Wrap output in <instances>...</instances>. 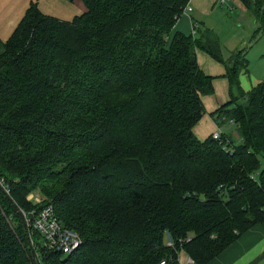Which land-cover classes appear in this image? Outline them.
Instances as JSON below:
<instances>
[{
	"label": "trees",
	"instance_id": "1",
	"mask_svg": "<svg viewBox=\"0 0 264 264\" xmlns=\"http://www.w3.org/2000/svg\"><path fill=\"white\" fill-rule=\"evenodd\" d=\"M81 1L70 22L32 3L3 44L0 264H207L264 223V81L245 93L244 50L223 62L210 30H174L191 0ZM240 1L256 38L264 2ZM198 50L226 66L231 101L212 116L239 145L193 135L214 93ZM47 206L81 239L68 255L14 210Z\"/></svg>",
	"mask_w": 264,
	"mask_h": 264
},
{
	"label": "crops",
	"instance_id": "2",
	"mask_svg": "<svg viewBox=\"0 0 264 264\" xmlns=\"http://www.w3.org/2000/svg\"><path fill=\"white\" fill-rule=\"evenodd\" d=\"M32 3L36 4L38 10L43 15L53 17L59 21L70 22L76 16H80L86 12V8L81 0H0V56L3 53V44L8 41L16 30ZM190 22L192 30L194 28L195 32H197L196 21L193 19ZM196 58L203 73L212 78L214 92L210 96L202 97L205 113L192 129L194 137H197L200 141H205L211 137V133L213 132L218 131L221 135L225 124H230L234 127L235 125L231 122L219 125L214 121L212 116L221 106H225V104L231 101L229 82L225 76V64L216 62L209 55L207 56L199 50L196 52ZM246 72L248 73V70ZM243 73L245 72H241L238 76L241 89L247 88L245 78L241 75ZM222 135L224 134L222 133ZM225 136L234 139L232 136ZM186 259L187 255L182 256L180 261L184 260L185 263ZM207 264H264V223L258 224L243 233L235 242L230 244L229 247L220 252L215 259Z\"/></svg>",
	"mask_w": 264,
	"mask_h": 264
},
{
	"label": "rangeland",
	"instance_id": "3",
	"mask_svg": "<svg viewBox=\"0 0 264 264\" xmlns=\"http://www.w3.org/2000/svg\"><path fill=\"white\" fill-rule=\"evenodd\" d=\"M261 2H264V0ZM189 9L192 10L191 14L185 11L179 17L174 27V29L176 28V32L179 31L191 36L192 26L190 25V21L194 19L197 23V36H195V38H199V32L205 30H210L214 33L220 44L223 62H227L230 55L237 52L239 49L244 50L246 60L249 62L248 73L245 72L241 74L245 78V83L247 85V88H242L245 93L251 92L253 87H256L264 81V32H260L256 38H252L257 29V25L245 11L244 5L240 0H231V2L225 4H220V0H191L189 2ZM242 101L243 100L240 98L238 104ZM222 133L232 136L236 141L235 145L240 144L234 126L225 124ZM259 159L262 167H264L263 157L260 156ZM27 209L29 208H23V210H20V213L23 214ZM32 213H34V211L27 214L30 215ZM24 222V226L28 229L25 217ZM30 236L32 239L33 235ZM31 246H33V244H31ZM32 254L34 256V252ZM181 254L180 259L182 256L186 255L183 253ZM181 261V263H184V260Z\"/></svg>",
	"mask_w": 264,
	"mask_h": 264
},
{
	"label": "built area",
	"instance_id": "4",
	"mask_svg": "<svg viewBox=\"0 0 264 264\" xmlns=\"http://www.w3.org/2000/svg\"><path fill=\"white\" fill-rule=\"evenodd\" d=\"M229 2H231V0H220V4ZM186 11L188 14L192 12L189 7ZM194 32L195 30L193 28L192 34H194ZM211 136L216 140H220L222 138L218 132L212 133ZM26 199L34 201L35 203H40L42 201L38 195H29ZM22 215H24L26 219L30 234L35 232L39 235L41 248L47 251H56L68 255L81 246V239L78 233L74 230L64 228L51 206L44 207L36 214H30L31 216L25 213ZM187 240L190 239L188 238ZM172 245L173 244L170 241L168 246L170 247ZM160 264L164 263L162 262ZM178 264H194V262L190 257H188L185 263L178 261Z\"/></svg>",
	"mask_w": 264,
	"mask_h": 264
},
{
	"label": "water",
	"instance_id": "5",
	"mask_svg": "<svg viewBox=\"0 0 264 264\" xmlns=\"http://www.w3.org/2000/svg\"><path fill=\"white\" fill-rule=\"evenodd\" d=\"M14 210H15V211L17 212V214L20 216L22 222L25 223V222H24V216L19 212V210L17 209V207H14Z\"/></svg>",
	"mask_w": 264,
	"mask_h": 264
}]
</instances>
